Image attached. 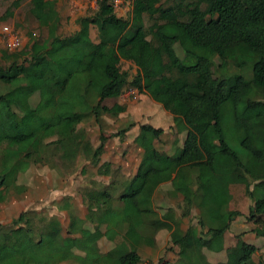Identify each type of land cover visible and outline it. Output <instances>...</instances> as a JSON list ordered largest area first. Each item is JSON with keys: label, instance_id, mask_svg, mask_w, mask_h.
Returning a JSON list of instances; mask_svg holds the SVG:
<instances>
[{"label": "trees", "instance_id": "obj_1", "mask_svg": "<svg viewBox=\"0 0 264 264\" xmlns=\"http://www.w3.org/2000/svg\"><path fill=\"white\" fill-rule=\"evenodd\" d=\"M21 1L12 0L13 7ZM152 1L132 0L130 17L123 18L115 13L111 0H97L92 16L79 17V27L60 36L56 0H30V13L47 28V37L29 38L20 51L1 50L0 82L42 80L54 103L19 111L31 102L24 93L30 88L28 82L0 93V143L9 140L16 145L0 148V195L3 188L18 187V175L30 167L27 158L35 140L37 160L44 163L41 153L46 146L59 145L89 119L98 122V109L108 111L102 101L119 97L125 87L153 99L166 96L179 102L182 117H176L174 125L185 136L181 147L160 158L156 143L163 128L141 123L133 138L142 150L133 174L122 182L116 197L109 187L103 189L112 199L109 213L88 207L80 217L65 203L59 206L69 213L63 233L57 219L40 210L22 211L12 223L13 232L0 224V264H140L138 246L153 245L154 235L167 226L155 217L144 188L153 175L167 180L177 169L171 185L172 193L182 197L181 217H189L193 208L198 213L196 224L184 231L173 220L171 209L163 214L164 220L176 223L170 233L171 243L181 246L176 264H226L210 263L202 248L219 251L232 220L242 215L246 226L254 219L255 207L264 204V177L251 187L241 166L242 160L254 158L264 169V0H253L248 7L242 0H167L170 3L156 14ZM91 26L97 29L95 41ZM182 32L186 38L181 42ZM114 52L134 64L132 78L111 64ZM228 59L239 70L250 67L251 78L227 73ZM126 130H119V135ZM233 135L246 157L231 147ZM106 139L101 132L100 143L92 148L94 156L102 152ZM109 172V162L97 169L99 175ZM52 224L57 227L54 233ZM254 224L236 236L235 264H264L263 259H253L256 245L243 239L246 232L264 237V221ZM187 236L194 238L191 246L185 244Z\"/></svg>", "mask_w": 264, "mask_h": 264}, {"label": "rangeland", "instance_id": "obj_2", "mask_svg": "<svg viewBox=\"0 0 264 264\" xmlns=\"http://www.w3.org/2000/svg\"><path fill=\"white\" fill-rule=\"evenodd\" d=\"M167 2L170 3V1L167 0H153L150 3L152 12L156 14L158 9L165 6ZM242 2L244 7L254 5L253 0H242ZM30 6V0L21 1L18 7H13L12 0H0V57L1 50L5 49V37L1 33V28L5 25L13 27L25 38V42L27 40L29 41L31 37L33 40L47 37V28L40 26L31 15L29 10ZM55 7L60 17L56 34L66 36L79 27L77 22L79 17L92 16L96 12L97 0H56ZM118 8L119 10L122 9L123 5H120ZM115 12L118 16L123 18L130 17V11H126L123 14L121 10H116ZM145 24L149 25L147 18H145ZM90 36L94 41L97 40V29L95 26L90 27ZM185 38L186 34L182 32L180 41L182 42ZM149 39H151V37ZM176 52L182 57L183 53L179 45L176 46ZM212 58L216 60V62L219 61L216 56ZM187 62L191 61L189 60ZM0 63L4 64L1 58ZM227 63V73H240L246 79L251 78L250 67L239 70L234 66L231 59H228ZM111 64L120 70H126L129 74V79L136 73L134 64L130 61L121 59L117 52L113 53ZM26 82L29 83L28 87L30 88L25 90L24 93L30 97L31 102H29V106H21L19 111L25 112L31 106L43 107L54 103L50 100L49 94L45 92L44 82L42 80L28 78ZM26 82L13 85L0 82V93L9 89H16L20 85H25ZM122 95L131 99L139 97L140 100L137 99L133 104L134 109L130 112L127 111L130 105L128 106L126 102L121 101L119 97L103 100L102 105L108 108V111L105 112L101 108L98 109V122L94 118L89 119L80 124L77 130L59 145L46 146L45 152L41 153L44 163L37 160L38 142L35 140L32 143L29 148V157L27 158L30 162V167L25 172L18 175V187L14 189L3 188L1 190L0 224L9 225L10 227L8 228L13 229L11 230L13 232L16 227L14 225L13 227L12 223L16 221L20 212L25 210H40L46 216L57 219L64 233L69 221V213L68 211L60 210L59 206L69 203V207L73 208V210L77 211L82 216L83 212L85 213L88 207H98L100 205L102 210L106 209V207H102V203H100L105 196L103 189L108 186V191L111 194L113 193V197H116L118 190L121 189L122 182L130 178L134 172L133 170L135 169L140 155L138 147L134 144L132 138L139 125L147 121L146 115L149 114V109L151 110L153 104L158 102L162 104L161 108L169 111L173 116L181 115L179 110L167 107V103L164 102V99L156 101L147 99L146 96L138 94L136 89L125 87ZM143 100L145 101L144 103H142ZM143 104H147V107H144ZM170 104L176 106L180 103L171 101ZM161 108L160 110L162 111L163 109ZM140 109L145 111L142 113ZM205 111L210 118V108L206 107ZM7 115L10 120L13 121L14 114L9 111ZM157 118H159L160 121L154 124L155 126L163 128L164 132L156 143V147L159 157L164 158L181 144L185 133H179L176 126L171 122L174 121L175 118H172L170 115L160 112L156 116V119ZM124 128L127 130L119 135L118 131ZM101 132H103L107 139L103 142L104 149L102 152L98 156H94L92 148H96L100 143L99 135ZM234 136L235 135H233L232 138L229 137V139H231V147L238 152L241 158L246 157L245 150L240 146L238 138H234ZM2 147L15 148L16 145L13 142L7 141L3 143ZM53 150H55L56 153L52 154ZM104 162L110 163L111 177L109 178L97 173L98 167ZM241 166L251 182V187L253 183L264 177V169L256 164L254 158L242 160ZM112 179L116 181L115 184L111 186L105 184L107 180L111 181ZM155 185L156 184L153 186ZM155 190L157 189L155 188ZM155 190L154 192L153 189L145 190L144 194L149 197L151 196L154 209L158 215L161 213L164 214L170 209L173 211L177 207L176 212L179 213V215L176 218H179L182 211V201H179L178 198L181 196H178V194L166 195L162 193L161 189H158L156 192ZM244 203V208L246 209L248 205L246 202ZM237 207L241 208V205L234 206L233 209L235 210ZM195 211H197V209L193 208L191 215L189 217H184L181 223H185L186 226L196 224V221H194L196 217ZM244 211L245 214L248 215V209ZM236 219V217L233 219L234 223L237 222ZM256 220L260 222L264 221V204H258L255 207L254 219L252 222L249 221L250 223L247 224V226L250 225V227H253ZM235 225L237 226V224H234V228L236 227ZM56 230L57 227L52 224L50 226V232L54 233ZM237 234L234 235V240H229L230 249L234 248ZM164 239L165 237H163V240ZM186 241V245L188 246L194 242V239L187 236ZM255 242L259 245V249L254 253L253 259L255 261L264 259V237H256ZM168 243L171 246H165L164 253L155 252L159 255L158 257L156 256L158 264L165 261L167 258L172 259L173 264L178 262L177 251L173 249L174 245L170 240ZM177 246L180 250L181 246ZM225 253H227L228 256L232 251L229 250ZM207 254L209 258L210 253L207 252ZM232 261L233 257H230L229 262Z\"/></svg>", "mask_w": 264, "mask_h": 264}, {"label": "crops", "instance_id": "obj_3", "mask_svg": "<svg viewBox=\"0 0 264 264\" xmlns=\"http://www.w3.org/2000/svg\"><path fill=\"white\" fill-rule=\"evenodd\" d=\"M137 93L138 94H142V95H144V96H146L147 97V99H151V100H153V101H156V100H160V99H164V102L165 103H167V107H170V108H173V109H177V110H179L180 111V113H182V109L180 108V106H178V105H176V106H172L171 104H170V100L168 99V98H166L165 96H161V97H159V98H157V99H153L151 96H149L148 94H143V93H139L138 91H137ZM115 98H118V97H115ZM119 98L121 99V101H123V102H126L127 104H128V106L130 107L127 111H131V110H133L134 108V106H133V104L137 101V99H139V97H135V98H133V99H131V98H129V97H124L122 94L119 96ZM140 100V99H139ZM169 100V101H168ZM145 101L143 100V102L142 103H144ZM158 106H156V105ZM155 104H153V107H152V109L150 110L149 109V114L148 115H146V117H147V121L146 122H142V123H149V124H151L152 126H154V127H158V126H155V124L154 123H158L159 121H160V117L159 118H157L156 119V116L161 112L162 114H168V115H170L172 118H181L182 117V115H180V116H173L169 111H167V110H165L164 108H161L162 107V104L161 103H158V102H155ZM143 106L144 107H147V104H143ZM160 108L161 109H163V110H165V111H161L160 110ZM140 111L143 113L145 110H141L140 109ZM172 122V124H174V121H171ZM182 132H184L185 133V131H182ZM182 132H179V133H182ZM138 133V129L134 132V137L136 136V134ZM133 137V138H134ZM132 138V139H133ZM9 142V140H3L1 143H0V148H8V147H2V145H3V143L4 142ZM182 142H183V140H182ZM182 142H181V144H179V146L177 147V148H179V147H181V145H182ZM176 148V149H177ZM176 149L173 151V152H171V153H168L167 155H169V154H173L175 151H176ZM138 150H139V155H141V152H142V150L140 149V148H138ZM37 152H38V150H37ZM166 155V156H167ZM159 156V155H158ZM165 156V157H166ZM161 158V157H160ZM139 160H140V156H139ZM139 160H138V162H139ZM138 162L136 163V165L138 164ZM135 168H136V166H135ZM135 170V169H134ZM133 170V171H134ZM178 170V169H177ZM175 171V172H173L172 173V175L170 176V178L169 179H167V180H161V178L158 176V175H153L152 177H151V179H150V182H149V184L146 186V188H145V190H148V189H153V192H154V190H155V188L158 190V189H161V191H162V193H165L166 195L167 194H170V195H174L172 192V185H171V180L173 179V177L176 175V173L178 172V171ZM108 178L109 177H111V173L109 172V174L108 175H106ZM110 183H116V181L114 180V179H112L111 181H106V183L105 184H107V185H109ZM160 183V184H159ZM154 184H156L155 186H153ZM158 184H159V186H158ZM201 183H199L198 182V184L197 185H200ZM108 187V186H107ZM144 190V191H145ZM157 190H155V192L157 191ZM146 196V195H145ZM178 196H180V195H178ZM105 197V196H104ZM103 197V199H102V201H100V203H102V207L104 206V207H106V209H101L100 208V205L98 206V207H90L91 209H93V210H100V212L101 213H103V214H108L109 213V211H110V209L112 208V206H113V203H112V199H108L107 197H105L104 198ZM146 197H148L149 199H150V201H151V205H152V208L154 209V205H153V203H152V198H151V196L149 197V196H146ZM181 198L182 197H179L178 199H179V201H181ZM180 203V202H179ZM232 205H230L229 207H231ZM176 209H177V207H176ZM176 209L175 210H173L172 212H173V220H177V222H179V224H178V227L180 228V230H182V231H184L189 225H187L186 226V224L185 223H181V220L183 219L184 220V217L182 218L181 217V213H180V216H179V218H176L178 215H179V213H177L176 212ZM155 210V209H154ZM197 213H198V211H195V215H197ZM83 215H84V212H83ZM79 216L80 217H83L82 215H80L79 214ZM155 217L156 218H158L159 220H161V221H166V223H167V226H164L163 227V229H160V231H159V233L158 234H155L154 235V237H155V243L153 244V245H148V244H141L140 246H138V253H139V255H140V257H141V263L140 264H158V261L156 260V258L159 256L158 254H156L155 252H157V253H164L165 252V246H171V245H169V240H170V233L172 232V230L174 229V227H175V225H176V223L174 222H172L171 221V219H167V220H164V218H163V214L161 213V214H159L158 215V213L156 212V210H155ZM194 221H195V219H194ZM237 221V222H236ZM236 223H234V220H232V223H231V228L226 232V234L224 235V240H223V247L219 250V251H212V250H208L207 248H202V253L206 256V258H207V260L210 262V263H217V262H224V263H226V264H235L236 263V261H237V259H238V257H239V249L237 248V246L236 245H234V248H232V249H230L229 248V240L230 239H232V240H234V238H235V234H237V233H241L243 230H244V228H248V226L246 225H244V220H243V216L241 215V216H238L237 217V219H236ZM243 222V223H242ZM256 222H260V221H255V223ZM234 224H237V226L234 228ZM235 231H237V232H235ZM204 233V232H203ZM163 237H165V239L163 240ZM191 238H193L192 236H190ZM256 237H259V236H255L253 233H250V232H246L245 234H243V239L244 240H246L247 242H249V243H253L254 245H256V247H257V251H258V249H259V245L258 244H256V242H255V238ZM194 239V238H193ZM257 241V240H256ZM257 242H259V241H257ZM187 243V241L185 240V244ZM188 246H191V244H189ZM173 249L175 250V251H177L178 252V246L177 245H174L173 246ZM229 250H231L232 251V253L230 254V255H228L227 256V253H225L226 251H229ZM207 252H209L210 253V255H209V258H208V254H207ZM220 254V255H219ZM225 254H226V258H225ZM157 256V257H156ZM224 256V257H223ZM230 257H233V261L232 262H229V259H230ZM226 260V261H225ZM264 260V259H263ZM173 262V260L172 259H169V258H167V259H165V261H163V262H161V263H159V264H173L172 263Z\"/></svg>", "mask_w": 264, "mask_h": 264}, {"label": "built area", "instance_id": "obj_4", "mask_svg": "<svg viewBox=\"0 0 264 264\" xmlns=\"http://www.w3.org/2000/svg\"><path fill=\"white\" fill-rule=\"evenodd\" d=\"M114 10H121L123 14L126 11H130L132 8V0H112ZM123 5V8L119 10V6ZM1 33L5 37V48L9 51L19 50L25 43L24 38L15 31L11 26L5 25L1 28Z\"/></svg>", "mask_w": 264, "mask_h": 264}, {"label": "clouds", "instance_id": "obj_5", "mask_svg": "<svg viewBox=\"0 0 264 264\" xmlns=\"http://www.w3.org/2000/svg\"><path fill=\"white\" fill-rule=\"evenodd\" d=\"M111 4H112V0H111ZM112 7H113V5H112ZM113 9H114V7H113ZM132 9V8H131ZM115 11V10H114ZM130 12H131V10H130ZM116 13V12H115ZM13 28V27H12ZM14 29V28H13ZM15 30V29H14ZM16 31V30H15ZM24 40H25V38H24ZM27 42H28V40L24 43V45L19 49V50H16V51H20L21 49H23L25 46H26V44H27ZM6 49V48H5ZM7 50V49H6ZM7 51H9V50H7ZM133 89H135V88H133ZM175 126V125H174Z\"/></svg>", "mask_w": 264, "mask_h": 264}]
</instances>
